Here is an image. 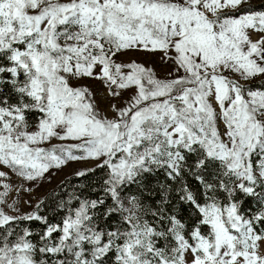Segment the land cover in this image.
Masks as SVG:
<instances>
[{"label":"snow or ice","instance_id":"obj_1","mask_svg":"<svg viewBox=\"0 0 264 264\" xmlns=\"http://www.w3.org/2000/svg\"><path fill=\"white\" fill-rule=\"evenodd\" d=\"M0 264H264V0H0Z\"/></svg>","mask_w":264,"mask_h":264},{"label":"rangeland","instance_id":"obj_2","mask_svg":"<svg viewBox=\"0 0 264 264\" xmlns=\"http://www.w3.org/2000/svg\"><path fill=\"white\" fill-rule=\"evenodd\" d=\"M134 58L137 60H140L146 64H152L156 67L158 72L163 73L164 71V66L160 64L158 55L157 56H151V55H145V54H135ZM95 86V85H94ZM80 165L72 164L68 168L64 169L60 173L57 174V176L52 180L50 184H45L43 185L37 192V196H42L51 191L56 185L59 184L61 180L64 179V177L68 174H70L73 169L79 167ZM27 210V209H25Z\"/></svg>","mask_w":264,"mask_h":264},{"label":"trees","instance_id":"obj_3","mask_svg":"<svg viewBox=\"0 0 264 264\" xmlns=\"http://www.w3.org/2000/svg\"><path fill=\"white\" fill-rule=\"evenodd\" d=\"M57 186V185H56ZM56 186L53 188V189H55L56 188ZM50 192V191H49Z\"/></svg>","mask_w":264,"mask_h":264}]
</instances>
